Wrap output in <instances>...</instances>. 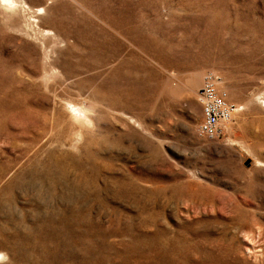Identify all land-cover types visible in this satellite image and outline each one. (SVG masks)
Instances as JSON below:
<instances>
[{
	"label": "rangeland",
	"instance_id": "obj_1",
	"mask_svg": "<svg viewBox=\"0 0 264 264\" xmlns=\"http://www.w3.org/2000/svg\"><path fill=\"white\" fill-rule=\"evenodd\" d=\"M11 1L0 264H264V0Z\"/></svg>",
	"mask_w": 264,
	"mask_h": 264
},
{
	"label": "built area",
	"instance_id": "obj_2",
	"mask_svg": "<svg viewBox=\"0 0 264 264\" xmlns=\"http://www.w3.org/2000/svg\"><path fill=\"white\" fill-rule=\"evenodd\" d=\"M219 78L208 73L198 89L197 99L201 109V120L195 127V134L204 138L217 137L221 128L236 111L235 105L228 103L224 91L217 88Z\"/></svg>",
	"mask_w": 264,
	"mask_h": 264
},
{
	"label": "bare ground",
	"instance_id": "obj_3",
	"mask_svg": "<svg viewBox=\"0 0 264 264\" xmlns=\"http://www.w3.org/2000/svg\"><path fill=\"white\" fill-rule=\"evenodd\" d=\"M12 1L11 0H3V2H1V4H3L5 7H7L8 9L12 7ZM14 6V5H13ZM4 7V8H5ZM38 13V12H37ZM70 111V110H69ZM70 115L74 118L78 117L79 115L75 114L73 111L70 112ZM77 120V118H76Z\"/></svg>",
	"mask_w": 264,
	"mask_h": 264
}]
</instances>
